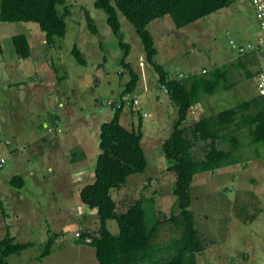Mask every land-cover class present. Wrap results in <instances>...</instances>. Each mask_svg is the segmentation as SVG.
<instances>
[{"label":"rangeland","instance_id":"rangeland-1","mask_svg":"<svg viewBox=\"0 0 264 264\" xmlns=\"http://www.w3.org/2000/svg\"><path fill=\"white\" fill-rule=\"evenodd\" d=\"M64 1L60 12L66 15L67 34L54 39L52 46L35 23L0 21V161L5 160L0 170V241L10 233L16 242L34 244L10 257V264H98L95 249L81 244L77 236L85 222L81 216L90 213L80 201V191L95 180L101 126L113 119L111 105L118 101L130 74L106 14L95 7L98 0ZM88 14L99 30L97 36L89 29ZM120 22L125 42L131 46L126 63L141 78L132 95L139 107L127 105L122 124L138 128L143 117V147L149 167L145 175L133 177L114 191L113 197L119 211L154 197L160 215L178 214L175 176L162 155L177 108L160 86L159 73L148 63L135 27L123 15ZM148 29L158 50L156 62L171 76L181 79L222 68L228 70L229 83L234 84L229 91L204 96L185 124L187 137L191 138L189 128L201 118L258 96L264 52H237L240 45H256L262 33L251 0L238 1L183 29H177L170 17L153 22ZM18 35L28 37L32 47L28 59L16 54L13 38ZM76 47L87 65L74 57ZM239 60L244 67L237 66ZM55 118L60 121L57 134L52 133L54 128L45 127ZM240 141L242 163L200 174L193 184L192 210L205 244L198 264H264V147L250 144L246 132ZM208 145L195 144L196 155L204 158ZM219 147L229 150L225 143ZM75 151L84 158L73 164ZM15 176L25 179L23 189L11 185ZM91 219L83 231L97 234V213ZM109 227L118 233L115 221ZM51 237L55 245L44 259Z\"/></svg>","mask_w":264,"mask_h":264},{"label":"trees","instance_id":"trees-1","mask_svg":"<svg viewBox=\"0 0 264 264\" xmlns=\"http://www.w3.org/2000/svg\"><path fill=\"white\" fill-rule=\"evenodd\" d=\"M238 1L242 0H98L95 3V7L106 14L108 25L125 52L123 66L130 74V81L124 86L118 101L111 105L115 112L113 119L101 126V154L96 164L95 180L80 191V201L90 211L81 217L91 219L92 214L97 213L100 230L95 234L80 228L79 232H83L79 239L81 244L95 249L98 264H198V255L205 250V244L192 210L196 177L242 163L240 136L243 132L249 136L250 144L264 147V95L259 92L258 96L244 101L238 107L201 118L189 128L191 138L186 136L188 128H185V124L191 111L206 96L214 97L220 92L229 91L234 88V84L229 83L228 70L222 68L181 79L178 75L171 76L163 65L156 62L158 50L155 38L148 29L153 22L165 17H170L177 29H183ZM63 6L64 0H2L0 21L35 23L45 34L48 45L52 46L54 39H63L67 34L66 15L63 16L60 12ZM120 15L135 27L148 63L159 73L160 86L166 89L177 108L173 131L163 144L162 155L169 164L168 171L175 176L174 196L176 206L180 209L178 214L160 215L155 209L154 197L135 201L125 211H119L113 197L114 191L124 188L133 177L145 175L149 167L143 147V117L138 128L122 124L127 105L136 107L132 102L137 99L132 98V95L136 93L141 78L126 63L131 46L125 42ZM87 21L91 32L95 36L99 35L89 14ZM13 43L20 58L31 57L32 47L26 35L15 36ZM73 55L81 65H87L84 55L77 47ZM236 64L244 67L241 60ZM248 76L252 77V74L248 73ZM49 125L54 128L53 134L59 133L58 118ZM199 142L209 143L204 158L198 157L194 150L195 144ZM220 143L227 144L229 150L220 149ZM83 158L82 152L75 151L71 162L74 164ZM4 164L5 160H1L0 170L4 168ZM25 184L22 176H15L11 180V185L17 189H23ZM110 221L116 222L118 233H114L109 227ZM88 239L91 241L87 242ZM54 245L55 238L51 237L42 258L51 255ZM33 246L32 243L16 242L8 233L0 241V264H10V257L21 255Z\"/></svg>","mask_w":264,"mask_h":264},{"label":"built area","instance_id":"built-area-1","mask_svg":"<svg viewBox=\"0 0 264 264\" xmlns=\"http://www.w3.org/2000/svg\"><path fill=\"white\" fill-rule=\"evenodd\" d=\"M252 4L256 10V13L258 15V18L261 20V36L258 39V42L256 45H253L251 43L249 44H245V45H240L237 47V52L240 55H246L249 54L253 51H255L256 49L263 51L264 50V0H251ZM232 45H235L234 42H231ZM258 85H257V89L260 95H264V74H260V76L258 77ZM165 89V88H164ZM166 91V89H165ZM133 106H138L139 105V101L138 100H133L132 102ZM145 116H147V114H145ZM80 214H82V209L80 210ZM81 232H79L77 234L78 237H80ZM91 240H87V242H90Z\"/></svg>","mask_w":264,"mask_h":264},{"label":"crops","instance_id":"crops-1","mask_svg":"<svg viewBox=\"0 0 264 264\" xmlns=\"http://www.w3.org/2000/svg\"><path fill=\"white\" fill-rule=\"evenodd\" d=\"M47 126H50L49 123H46L45 127L47 128ZM51 145H55V144H51ZM93 214H92L91 218L93 217ZM90 221H93V220L92 219L90 220V218L86 219L85 222H84V225L82 227L80 226V228L83 229V227L86 226L87 222H90Z\"/></svg>","mask_w":264,"mask_h":264},{"label":"clouds","instance_id":"clouds-1","mask_svg":"<svg viewBox=\"0 0 264 264\" xmlns=\"http://www.w3.org/2000/svg\"><path fill=\"white\" fill-rule=\"evenodd\" d=\"M261 52H264V50H263V51H261Z\"/></svg>","mask_w":264,"mask_h":264}]
</instances>
